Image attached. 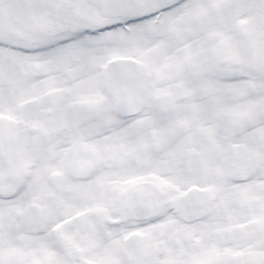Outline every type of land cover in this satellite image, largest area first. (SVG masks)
<instances>
[{
    "label": "snow or ice",
    "instance_id": "1",
    "mask_svg": "<svg viewBox=\"0 0 264 264\" xmlns=\"http://www.w3.org/2000/svg\"><path fill=\"white\" fill-rule=\"evenodd\" d=\"M0 264H264V0H0Z\"/></svg>",
    "mask_w": 264,
    "mask_h": 264
}]
</instances>
